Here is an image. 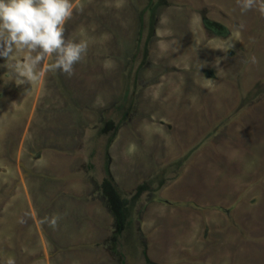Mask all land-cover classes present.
I'll use <instances>...</instances> for the list:
<instances>
[{"label":"rangeland","instance_id":"rangeland-1","mask_svg":"<svg viewBox=\"0 0 264 264\" xmlns=\"http://www.w3.org/2000/svg\"><path fill=\"white\" fill-rule=\"evenodd\" d=\"M72 2L71 78L0 58V264H264V16Z\"/></svg>","mask_w":264,"mask_h":264},{"label":"clouds","instance_id":"clouds-1","mask_svg":"<svg viewBox=\"0 0 264 264\" xmlns=\"http://www.w3.org/2000/svg\"><path fill=\"white\" fill-rule=\"evenodd\" d=\"M237 2L242 11L255 8L264 16V0ZM74 11L72 0H0V58L16 75L18 86L38 82L47 73H60L67 78L74 75V66L88 50L86 40L65 38V25ZM21 55L22 61L9 62L13 56ZM59 219L53 215L42 223L55 229Z\"/></svg>","mask_w":264,"mask_h":264}]
</instances>
